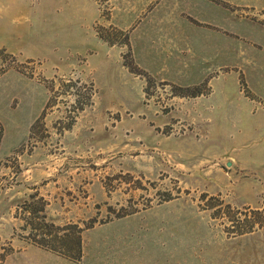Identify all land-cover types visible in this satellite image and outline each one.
<instances>
[{
	"label": "rangeland",
	"instance_id": "obj_1",
	"mask_svg": "<svg viewBox=\"0 0 264 264\" xmlns=\"http://www.w3.org/2000/svg\"><path fill=\"white\" fill-rule=\"evenodd\" d=\"M0 264H264V0H0Z\"/></svg>",
	"mask_w": 264,
	"mask_h": 264
}]
</instances>
